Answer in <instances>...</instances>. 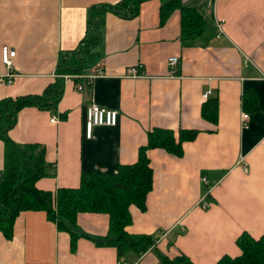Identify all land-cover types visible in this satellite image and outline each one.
<instances>
[{"label": "crops", "instance_id": "obj_1", "mask_svg": "<svg viewBox=\"0 0 264 264\" xmlns=\"http://www.w3.org/2000/svg\"><path fill=\"white\" fill-rule=\"evenodd\" d=\"M121 1L0 0V76L9 72L3 48L16 52V77L9 86L0 82V101L41 95L63 82L56 109H23L9 133L18 144L46 148L51 175L36 187L49 192L78 188L83 172L115 173L137 163L157 129L172 131L177 141L181 131H197L181 157L148 151L153 189L146 211L131 207L127 230L159 241L143 255L120 257L114 243L98 246L80 238L72 252L68 233L58 231L45 212L29 211L17 218L11 239L0 232V264H162L163 257L181 253L195 264H217L241 254L237 240L243 233L264 235V0H184L207 21L192 38L182 36L179 10L161 23L160 0L144 3L131 19L93 11ZM217 22L223 25L219 38ZM172 57L180 59L176 74L168 64ZM130 68L137 78L128 76ZM98 69L104 77L92 82L65 79ZM207 91L212 95L204 100ZM214 99L217 124L202 116ZM93 103L120 117L117 126L97 127L88 139L86 113ZM5 147L0 139V185ZM204 199L208 209L201 206ZM78 224L103 237L109 218L85 213Z\"/></svg>", "mask_w": 264, "mask_h": 264}, {"label": "trees", "instance_id": "obj_2", "mask_svg": "<svg viewBox=\"0 0 264 264\" xmlns=\"http://www.w3.org/2000/svg\"><path fill=\"white\" fill-rule=\"evenodd\" d=\"M150 0H122L115 5L94 8V12H111L122 18H136L141 6ZM161 23L164 24L177 10L182 16V36L192 38L200 35L207 21L202 12L184 5V0H160ZM103 21V20H102ZM92 21L91 25H100ZM70 73L71 71H61ZM75 72V71H74ZM64 93L62 81L46 88L41 95H29L0 101V139L5 143L3 181L0 185V232L8 239L14 233L15 222L21 213L45 212L58 231L71 238V250L76 251L80 238L95 242L98 246L115 244L120 257L132 252L143 255L156 247L159 237L131 234L127 228L133 224L131 207L142 212L147 209V198L153 189L154 170L148 151L163 149L181 157L183 145L196 139L195 130L181 131L178 141L170 130L157 129L149 134L148 144L140 150L139 160L133 165L120 166L115 173L83 172L80 185L75 189L58 188L56 192L36 187L38 180L50 177V165L46 161V148L38 144H18L10 138L19 113L29 107L54 110ZM202 116L213 124L218 123V100H210L202 110ZM105 214L109 218L106 236L92 237L78 224L81 214ZM241 254L225 256L217 264H264V235L259 239L243 233L237 240ZM162 264H195L185 254L174 259L163 257Z\"/></svg>", "mask_w": 264, "mask_h": 264}, {"label": "built area", "instance_id": "obj_3", "mask_svg": "<svg viewBox=\"0 0 264 264\" xmlns=\"http://www.w3.org/2000/svg\"><path fill=\"white\" fill-rule=\"evenodd\" d=\"M211 7L212 4H209ZM217 29V37L223 35V25L221 22H217L216 24ZM16 56V52L9 47H4L2 52V58L4 64L8 68V74L6 76H0V82L4 83L6 85H12L14 78L16 77L15 72L13 71V59ZM180 59L179 57H172L169 59V66L172 68V73L176 74V67L179 65ZM138 71L136 68H130L128 70V76L129 77H138ZM104 77V72L101 69L96 70V73L93 75H78V76H72L67 75L65 76L66 80H87L92 82L96 78H102ZM84 85L82 83L79 84L78 90L83 91ZM212 95L211 91H207L203 98L204 100H208ZM119 112L116 110H111L104 108L102 106H99L95 103H93L88 109L86 113V123H85V129H86V137L88 139H91L93 137L94 129L97 127H115L117 126L119 122ZM249 118L248 115L243 114L242 115V123L245 125L248 122ZM53 123L57 122L56 118H53L51 120ZM243 168L245 171H247V166L243 165ZM201 206L204 209H208L210 207V204L206 199L201 201Z\"/></svg>", "mask_w": 264, "mask_h": 264}]
</instances>
